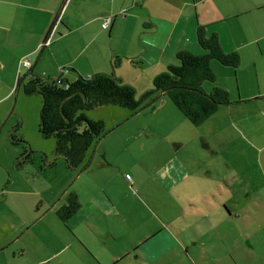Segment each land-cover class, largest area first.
<instances>
[{
	"label": "crops",
	"instance_id": "crops-1",
	"mask_svg": "<svg viewBox=\"0 0 264 264\" xmlns=\"http://www.w3.org/2000/svg\"><path fill=\"white\" fill-rule=\"evenodd\" d=\"M107 15L113 22L104 29ZM201 26L218 36L224 52L240 57L237 67L213 60L217 79L204 82L203 89L223 88L231 103L209 119L220 113L236 119L242 109L247 117L264 114V0H0V112L22 89L30 69L21 65L25 56L39 74L57 77L68 67L64 78L74 81L114 72L145 93L156 75L178 63V52L205 53L197 39ZM182 140L175 138L174 151L167 147L164 158L150 161L155 171L149 173L169 194V204H156L154 221L147 224L129 205L134 193L123 166L116 171L102 145L90 152L87 169L68 168L72 177L55 180L43 169L31 178L26 164H18L20 150L3 138L0 264H184V258L191 264H264L263 173L250 172L263 183L246 181L243 192L234 165L209 183ZM9 166L17 174L7 173ZM37 176L41 186L29 188ZM69 192L81 206L65 224L56 212Z\"/></svg>",
	"mask_w": 264,
	"mask_h": 264
},
{
	"label": "rangeland",
	"instance_id": "rangeland-1",
	"mask_svg": "<svg viewBox=\"0 0 264 264\" xmlns=\"http://www.w3.org/2000/svg\"><path fill=\"white\" fill-rule=\"evenodd\" d=\"M203 88H206L205 85ZM142 94L138 91L137 97L140 98ZM153 103L137 112L117 105H102L86 112L92 119H101L105 122L107 133L92 150L99 144L102 145L111 156L113 155L117 163L115 170H119L120 165L123 166L125 183L129 186L131 193L132 191L134 193L128 200L129 205L138 210L136 217H139L140 221L152 223L154 221L152 213L156 204H164L165 201L169 204V194L149 173L155 171L150 166V161L154 162L157 156L164 158V150L167 147L170 153L171 150L174 151V139L180 136L186 143L184 152L202 167L200 173L209 179V183H212L218 175L228 174V166L232 165L237 166L236 174L240 180L242 192L254 179L259 185L263 183L264 149L258 147L261 145L260 141L264 139L263 113L258 111L255 117H247L246 110L242 109L241 113L235 112L236 119L226 118L223 113H220L219 116L201 125H194L168 96L160 97ZM251 105L242 106L253 108ZM41 108V95H26L22 89L18 90L10 103L0 112V142H3V138L11 142L10 131L17 127V135L23 137L31 149L45 153L47 159L51 161L57 158L58 165L55 169L54 167L45 168L49 177L55 180L62 177L70 178L74 171L68 169L62 157H56L54 154L55 139L45 138L39 133ZM258 108L261 109V107ZM228 121H232L236 129ZM247 137H252L256 149L248 145L250 141ZM159 144H162L163 148L159 147ZM14 146H17L16 150H20V157L25 144ZM104 149L102 148L100 157ZM236 157L238 158L233 160ZM46 165V162L37 155L25 165V170L31 178H34L35 175L40 174L39 169H43ZM9 167L6 170L7 173L11 171L13 175L17 174L11 166ZM256 169L259 170L258 174L263 173V175L255 177L249 175L250 172H256ZM20 174L24 176L25 173L20 172ZM40 181H42L41 177L37 176V179L31 181L29 188L41 186ZM183 261L184 264H191L187 258Z\"/></svg>",
	"mask_w": 264,
	"mask_h": 264
},
{
	"label": "trees",
	"instance_id": "trees-1",
	"mask_svg": "<svg viewBox=\"0 0 264 264\" xmlns=\"http://www.w3.org/2000/svg\"><path fill=\"white\" fill-rule=\"evenodd\" d=\"M197 39L205 53L196 54L189 50L178 52V63L170 64L164 72L156 75L153 87L140 98L137 97L136 88L122 81L114 72H98L69 81L64 78L67 72L63 73L64 70L69 71L68 67L60 68L59 75L51 77L46 73L35 72L31 66L20 86L26 95H41L39 133L45 138L55 139V156L62 157L70 169L79 171L90 166V152L107 130L103 120L92 119L86 112L102 105H117L137 112L164 94L192 124L201 125L222 105L231 103L227 90L216 87L207 93L203 84L217 79L212 67L213 60L237 67L240 64L239 55L224 52L218 36L215 33L208 35L205 27H198ZM118 62L117 58L113 65L116 67ZM57 79L62 82L58 83ZM16 130L17 127L10 133L11 143L25 144L23 153L18 157L20 167L37 155L46 162L47 155L31 149ZM101 157L103 164H106L103 154ZM57 164L56 158L47 165L55 168ZM80 206L77 194L69 192L65 204L59 207L56 214L66 224Z\"/></svg>",
	"mask_w": 264,
	"mask_h": 264
},
{
	"label": "built area",
	"instance_id": "built-area-1",
	"mask_svg": "<svg viewBox=\"0 0 264 264\" xmlns=\"http://www.w3.org/2000/svg\"><path fill=\"white\" fill-rule=\"evenodd\" d=\"M113 17L111 15H107L104 17V20L102 22V27L107 29L112 24ZM21 65H23L26 68H30L32 66L31 58L29 56H25L21 60ZM68 72V70H64L63 73ZM58 83H61V79H57Z\"/></svg>",
	"mask_w": 264,
	"mask_h": 264
}]
</instances>
